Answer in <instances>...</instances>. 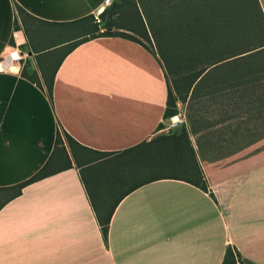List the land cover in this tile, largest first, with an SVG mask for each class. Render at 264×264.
<instances>
[{
    "label": "crops",
    "instance_id": "obj_1",
    "mask_svg": "<svg viewBox=\"0 0 264 264\" xmlns=\"http://www.w3.org/2000/svg\"><path fill=\"white\" fill-rule=\"evenodd\" d=\"M122 1L0 0V188L35 174L58 134L73 163L1 207L0 264H222L228 246L264 264V120L208 143L186 115L213 195L186 180L148 182L118 203L104 241L67 135L117 152L166 133L169 78L148 40L113 27L142 42L98 36L70 50ZM41 59L56 64L42 71Z\"/></svg>",
    "mask_w": 264,
    "mask_h": 264
},
{
    "label": "trees",
    "instance_id": "obj_2",
    "mask_svg": "<svg viewBox=\"0 0 264 264\" xmlns=\"http://www.w3.org/2000/svg\"><path fill=\"white\" fill-rule=\"evenodd\" d=\"M152 1L149 11L158 19V42L166 45L163 53L171 62L169 67L164 63L169 78L164 117L171 118L178 114L180 102L187 104V120L191 131L197 133L233 119L231 110L249 104L250 112L254 115L252 121L235 127L228 126L226 132L208 143L262 121L264 11L260 1L236 0V25L225 14L224 0ZM132 2L123 0L115 3L109 11L111 17L107 19L103 13L100 22L95 23V28L89 31V35L73 43L70 50L98 36H123L142 42L137 35L113 30V27L135 31L153 47L145 22L143 25L134 23L129 28L119 25L118 17L122 6ZM216 4L221 11L214 18L212 10ZM90 17L94 18L93 15ZM59 64L60 62L53 67V77L47 81L50 95ZM215 108L221 110L223 117L209 121L208 112ZM162 128L163 123H160L158 130ZM67 140L72 156L81 169L106 244L111 219L118 203L128 193L148 182L166 178L181 179L211 192L186 123L117 152L94 150L68 135ZM72 166V159L61 135L58 134L55 149L35 174L21 183L0 188V195L4 194L5 199L0 202V209L5 203L19 196L25 185ZM87 166H91L90 170ZM237 259L241 264H253L243 260L239 252L228 246L222 264H237Z\"/></svg>",
    "mask_w": 264,
    "mask_h": 264
},
{
    "label": "rangeland",
    "instance_id": "obj_3",
    "mask_svg": "<svg viewBox=\"0 0 264 264\" xmlns=\"http://www.w3.org/2000/svg\"><path fill=\"white\" fill-rule=\"evenodd\" d=\"M132 2L131 0H129ZM135 1V2H134ZM131 4H126L122 6V10H120V16L118 19L120 20V24L123 27H131L135 24H141L145 22L147 31L150 34V38H152L153 47L155 48V51L158 53V55L162 56V59L166 65V67L170 66V61L168 60V57L164 56L163 53V47H166V45H161L158 42L157 37V31H158V19L154 18L152 14H150L149 11V4H152V0H134ZM152 1V2H151ZM226 2V9H224L225 14L228 17H231L233 19V24L236 25L237 21V1L236 0H224ZM152 8V7H151ZM220 8L219 5L216 4V6L213 7L212 13L214 15V18H217V15H220ZM210 18V17H209ZM160 56V57H161ZM52 62V61H51ZM48 62L45 64V60L41 59L37 62V66L40 70L44 71L46 69L47 71H50L52 69V65L56 64V62ZM264 94V90L262 91ZM187 104H184L182 102L178 105V115L183 114L184 112L187 115L188 112ZM231 115H234L233 119L228 120L227 122L215 124L211 126L210 128H206L203 132V139L206 141L217 139L222 135L223 132L227 131L228 126H236L240 123H248L252 121L253 114L250 112V106L249 104L246 105H240L238 108L230 111ZM223 117V113L219 108H215L212 110H209L207 119L209 121H216ZM264 120V119H263ZM170 118H166L162 131H166V128L169 126ZM258 124V123H257ZM4 199V195H0V202Z\"/></svg>",
    "mask_w": 264,
    "mask_h": 264
},
{
    "label": "built area",
    "instance_id": "obj_4",
    "mask_svg": "<svg viewBox=\"0 0 264 264\" xmlns=\"http://www.w3.org/2000/svg\"><path fill=\"white\" fill-rule=\"evenodd\" d=\"M112 2L113 0H106V4H111ZM184 122H186V113L184 112L180 115L176 114L170 118L168 129L170 130ZM237 264H241L239 259H237Z\"/></svg>",
    "mask_w": 264,
    "mask_h": 264
}]
</instances>
